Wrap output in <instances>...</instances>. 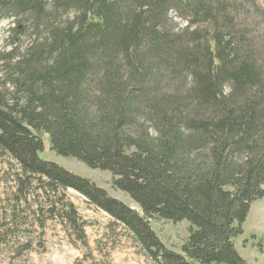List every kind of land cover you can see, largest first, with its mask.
<instances>
[{
	"label": "trees",
	"instance_id": "trees-1",
	"mask_svg": "<svg viewBox=\"0 0 264 264\" xmlns=\"http://www.w3.org/2000/svg\"><path fill=\"white\" fill-rule=\"evenodd\" d=\"M242 5L0 0V21H14L11 49L0 50V157L19 165L20 192L38 183L58 194L84 245L70 188L157 264H250L235 241L264 198V43L240 21ZM45 134L57 154L110 171L143 214L43 159ZM155 218L190 223L181 252L152 229Z\"/></svg>",
	"mask_w": 264,
	"mask_h": 264
},
{
	"label": "rangeland",
	"instance_id": "rangeland-1",
	"mask_svg": "<svg viewBox=\"0 0 264 264\" xmlns=\"http://www.w3.org/2000/svg\"><path fill=\"white\" fill-rule=\"evenodd\" d=\"M240 2L243 3L240 21L247 27L250 37L263 44L264 0ZM13 26V19L0 21V50L11 49L5 38ZM0 77L7 78L3 68ZM40 156L93 180L111 196L143 214L130 195L113 187L110 171L92 168L75 157L57 154L51 148L48 134L44 135V149ZM20 172L16 161L0 157V264H157L145 254L123 224L70 188L65 190L66 198L75 205L83 222L88 241V245H84L77 239L70 223L62 217L58 194L45 191L38 183L25 194L21 193ZM53 206L55 209L51 210ZM250 213L244 224V233L235 241L236 247L250 264H264V198L253 204ZM151 227L166 247L178 252L190 235V223L186 220L175 223L155 218L151 220Z\"/></svg>",
	"mask_w": 264,
	"mask_h": 264
},
{
	"label": "crops",
	"instance_id": "crops-1",
	"mask_svg": "<svg viewBox=\"0 0 264 264\" xmlns=\"http://www.w3.org/2000/svg\"><path fill=\"white\" fill-rule=\"evenodd\" d=\"M252 210V209H251ZM251 214V213H250Z\"/></svg>",
	"mask_w": 264,
	"mask_h": 264
}]
</instances>
